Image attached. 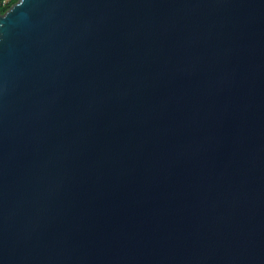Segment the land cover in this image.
<instances>
[{
    "label": "water",
    "instance_id": "95a60500",
    "mask_svg": "<svg viewBox=\"0 0 264 264\" xmlns=\"http://www.w3.org/2000/svg\"><path fill=\"white\" fill-rule=\"evenodd\" d=\"M0 264H264V0L0 12Z\"/></svg>",
    "mask_w": 264,
    "mask_h": 264
},
{
    "label": "built area",
    "instance_id": "2783aa9c",
    "mask_svg": "<svg viewBox=\"0 0 264 264\" xmlns=\"http://www.w3.org/2000/svg\"><path fill=\"white\" fill-rule=\"evenodd\" d=\"M9 4V0H0V10L6 8Z\"/></svg>",
    "mask_w": 264,
    "mask_h": 264
},
{
    "label": "trees",
    "instance_id": "16d2710c",
    "mask_svg": "<svg viewBox=\"0 0 264 264\" xmlns=\"http://www.w3.org/2000/svg\"><path fill=\"white\" fill-rule=\"evenodd\" d=\"M16 0H9V4L6 8H3L0 10L1 13H3L11 4H13Z\"/></svg>",
    "mask_w": 264,
    "mask_h": 264
}]
</instances>
